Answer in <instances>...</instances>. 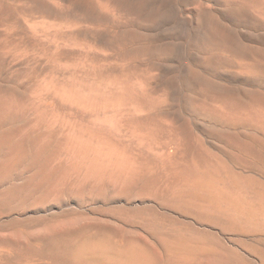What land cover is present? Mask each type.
I'll use <instances>...</instances> for the list:
<instances>
[{"label":"bare ground","instance_id":"1","mask_svg":"<svg viewBox=\"0 0 264 264\" xmlns=\"http://www.w3.org/2000/svg\"><path fill=\"white\" fill-rule=\"evenodd\" d=\"M238 255L264 264V0H0V264Z\"/></svg>","mask_w":264,"mask_h":264},{"label":"rangeland","instance_id":"2","mask_svg":"<svg viewBox=\"0 0 264 264\" xmlns=\"http://www.w3.org/2000/svg\"><path fill=\"white\" fill-rule=\"evenodd\" d=\"M220 248V247H219ZM220 250H222L223 252H224V250H223V248L221 247L220 248ZM239 257V258H238ZM238 258V259H237ZM222 259H223V261L224 260H226V257H222ZM237 259V260H236ZM234 264H253V263H251V262H248L247 260H245L244 258H242L241 256H236V258H235V261H234Z\"/></svg>","mask_w":264,"mask_h":264}]
</instances>
